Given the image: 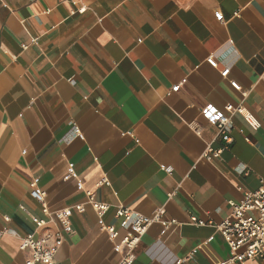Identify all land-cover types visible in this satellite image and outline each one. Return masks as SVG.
I'll list each match as a JSON object with an SVG mask.
<instances>
[{
  "label": "crops",
  "instance_id": "1",
  "mask_svg": "<svg viewBox=\"0 0 264 264\" xmlns=\"http://www.w3.org/2000/svg\"><path fill=\"white\" fill-rule=\"evenodd\" d=\"M210 103L242 104L259 121L231 113L233 141L211 160L207 145L225 140L202 114ZM35 177L53 211L86 208L71 215L56 264L121 259L88 191L109 203L102 220L120 236L118 205L164 206L176 221L151 224L132 264H240L216 226L191 217L220 223L239 185L264 178V0H0V264L27 263L26 234L63 228L36 226Z\"/></svg>",
  "mask_w": 264,
  "mask_h": 264
},
{
  "label": "built area",
  "instance_id": "2",
  "mask_svg": "<svg viewBox=\"0 0 264 264\" xmlns=\"http://www.w3.org/2000/svg\"><path fill=\"white\" fill-rule=\"evenodd\" d=\"M79 12H85L86 7L78 8ZM215 15L218 20L224 21L225 15L222 10H216ZM208 62L212 65L217 64V60L213 55H210ZM230 67L222 70V75L227 77L230 72ZM186 78L182 80L185 82ZM175 83L172 91L181 89V83ZM231 83L237 88L242 90V85L236 80H231ZM238 111L242 113L249 122L257 128L259 121L250 112H246L244 105H235L228 103L225 110L221 109L214 103H210L202 109V114L210 122L215 124L218 128V134L222 135L225 143L220 147H215L213 143H209L204 151V156L211 160L213 157L220 156L222 152L229 149L233 136L231 135V128L233 126V112ZM75 133L80 134V129L76 126ZM198 133L201 132L197 127ZM165 169L172 172V167L165 166ZM70 174H74L73 169H70ZM39 178L35 177L30 181V192L39 201H42L45 216H34L36 226L42 227L48 222L56 223L57 220L61 221L63 228H47L39 236L34 233H28L22 238L20 247L22 250H27L29 256L26 264H56V254L64 240V231H73L70 217L75 209L85 210L84 203H77L74 206H67L60 208L57 211L50 209L46 202V192L39 186ZM102 183L110 184V179L105 177ZM81 184V183H80ZM243 190V196L238 201L231 200L232 210L230 214L225 217L220 223H213L203 218L196 216L191 217V222L199 225L212 224L221 233L223 238L230 246L231 261L238 260L240 264H245L249 258L264 257V178L261 179L260 185L256 189H245L239 185ZM1 195V193H0ZM88 203L97 211L100 218L102 229L106 230L110 237L115 241V249L120 252L121 259L118 264H132L136 259V249L142 241L148 227L154 222L163 223L167 228L171 224L176 223L174 219H164L163 213L164 206L156 209L152 214H144L136 209L118 205L115 216L119 220L121 227L125 229V233L120 236L119 227L114 224H107L103 222V216L109 210V203L96 198L94 192L88 191ZM7 227H0V237L8 232ZM119 239L117 240V238ZM213 239V236L210 237Z\"/></svg>",
  "mask_w": 264,
  "mask_h": 264
}]
</instances>
